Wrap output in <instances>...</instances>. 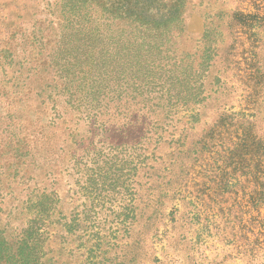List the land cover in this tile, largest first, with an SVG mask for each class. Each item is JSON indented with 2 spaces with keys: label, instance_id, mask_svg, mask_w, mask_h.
I'll return each mask as SVG.
<instances>
[{
  "label": "rangeland",
  "instance_id": "1",
  "mask_svg": "<svg viewBox=\"0 0 264 264\" xmlns=\"http://www.w3.org/2000/svg\"><path fill=\"white\" fill-rule=\"evenodd\" d=\"M85 2L109 18L141 9L159 27L171 14L202 91L195 133L218 121L233 140L251 122L264 134V0H0V233L46 231L48 264H264L262 188L227 135L179 156L181 131L151 128L136 105L148 97L119 89L115 74L100 98L92 74L55 92L68 17ZM36 59L50 73L41 82ZM39 189L42 221L29 200Z\"/></svg>",
  "mask_w": 264,
  "mask_h": 264
},
{
  "label": "trees",
  "instance_id": "2",
  "mask_svg": "<svg viewBox=\"0 0 264 264\" xmlns=\"http://www.w3.org/2000/svg\"><path fill=\"white\" fill-rule=\"evenodd\" d=\"M86 4L85 2L74 7V10H80V14H70L68 17L70 34L60 47L65 55L60 63L65 65H62V69L66 74L58 75L62 83L66 80V84L55 92L63 96L66 90H71L69 82L79 83L77 86H80L87 80L88 74H92L94 79L88 92L100 98L101 96L96 95L104 88L110 89L113 82L110 77L115 74L117 78L114 75V85L119 89L139 90L141 95L148 97L136 105L141 104L142 110L146 111L144 117L151 128L165 130V127H162L165 124L172 126L175 131H181L178 140H175L176 137L172 134L173 141L180 149L179 156H188L191 145L206 144L205 140L209 142L220 138L221 142H225L227 135L226 142L235 145V149L229 147L226 151L234 154L237 149L241 150L243 160L250 163L244 166L245 174L257 173V182L262 188L260 196L264 197V134L253 132L254 122L247 123L242 137L237 140H233V135L228 134V128L221 129L218 121L205 122L202 136L195 133L200 123V112L192 106L198 103L202 91L197 90L194 77V56L173 44L175 33L171 14L167 25L159 27V24L148 21L141 9L134 11L132 8L126 13L109 18L95 14V8L92 5L89 8ZM109 6L106 5L104 9L108 10ZM149 39L153 41L151 45L148 44ZM81 60L89 64L81 66ZM35 61L33 72L41 82L50 73L44 68L43 62H39V59ZM79 66L81 68L78 70L71 71L73 67ZM72 72L73 74H70ZM71 77L74 80H70ZM49 95H53V92ZM182 111H185L183 116ZM242 117L250 121L248 114H242ZM193 152L198 151L195 149ZM12 165L14 164H8L7 168ZM17 170L19 171V168ZM4 174L5 171L0 175V179ZM47 198L46 189L43 192L39 189L38 193L29 199L33 206L38 207L35 217L37 221H42V213L46 215ZM45 235L46 231H37L34 237L28 233L26 237L14 242L9 240L4 232L0 233V264H48V261L44 262L45 256L42 254L46 243L42 241ZM245 236L242 237L246 239V251L247 246L254 250L252 243L248 241V235Z\"/></svg>",
  "mask_w": 264,
  "mask_h": 264
}]
</instances>
